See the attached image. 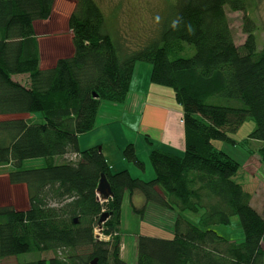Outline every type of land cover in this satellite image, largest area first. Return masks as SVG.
I'll return each instance as SVG.
<instances>
[{"label": "trees", "instance_id": "obj_1", "mask_svg": "<svg viewBox=\"0 0 264 264\" xmlns=\"http://www.w3.org/2000/svg\"><path fill=\"white\" fill-rule=\"evenodd\" d=\"M55 1L0 0V164L12 167L8 182L25 184L28 203L22 210L0 206V264H127L119 252L121 205L134 192L145 198L141 209L131 203L140 216L151 202L177 213L171 238L137 237L136 264H264V213L234 178L240 162L213 143L237 144L229 134L251 118L255 127L238 144L252 153L249 142L262 141L264 163V41L257 50L249 18L259 0H174L169 22L136 48L111 37L95 0H78L68 16L74 53L42 69L33 23L50 17ZM226 9L244 14L241 45ZM137 61L150 63L151 82L173 89L185 131L181 153L148 141L155 176L148 181L113 171L98 145L78 143V135L94 129L101 101L125 100ZM17 74L27 81L13 80ZM122 154L143 168L134 144ZM42 157L44 165L22 167L24 159ZM102 174L113 193L107 200L96 189ZM184 211L200 218L194 223ZM104 212L108 218L100 223ZM233 216L241 241L216 227ZM99 224L110 241L96 237ZM35 251L45 257L1 262Z\"/></svg>", "mask_w": 264, "mask_h": 264}, {"label": "rangeland", "instance_id": "obj_2", "mask_svg": "<svg viewBox=\"0 0 264 264\" xmlns=\"http://www.w3.org/2000/svg\"><path fill=\"white\" fill-rule=\"evenodd\" d=\"M78 0H56L54 3V10L50 15L51 25H48L47 31H52L51 34L45 35V39L54 34L63 33L65 34L66 43L69 44L70 33L68 29V16L75 10V6ZM98 6H100L103 15L105 16V28L110 33L111 37L116 40V42L123 48H136L145 42H149L155 38V35L158 33L160 28L164 26L165 22H169L172 18V9L174 5V0H95ZM228 22L230 23L231 32L233 34L234 43L241 45L242 42L247 37V34L243 31V12L240 11H230L227 10ZM159 18V19H157ZM249 18L251 19L254 32L256 35L257 50L262 48L264 41V0H259L256 6L249 10ZM40 21V20H37ZM40 23V22H37ZM44 28V27H43ZM42 28V30H43ZM52 29V30H51ZM59 30V31H58ZM58 31V32H57ZM65 31V32H63ZM56 32V33H55ZM54 33V34H53ZM51 40V37L48 38ZM48 40V42H49ZM49 46L56 49L58 44L50 42ZM192 53V51H191ZM133 73V84L127 93V101L125 104H110L107 101H101L98 113L100 116L99 120H102L103 114L106 112L109 114L110 118L117 119L122 122L125 127V136L129 135L132 138L137 134H148L151 133L152 137H157V133L163 132L164 125H155L153 123H148L146 125L139 122L140 115V104L143 99L152 100L153 102L161 103L166 106H175L176 101L174 99V91L169 86L165 87L163 85H155L153 89H147L149 83V74L151 71V65L149 62L137 61L135 63ZM135 83L138 86H133ZM147 90V93H146ZM146 93V94H145ZM136 100H133V98ZM212 102L215 103H225L224 100L214 99ZM235 103H237L235 101ZM239 104V103H238ZM39 120L41 116L38 114L35 115ZM147 127V129H145ZM255 122L253 119L248 118L245 122L233 133H230L229 136L236 141L242 142L248 136V134L254 129ZM141 128V130H137ZM94 137L104 138L98 131H95ZM214 145L223 149L229 153L233 158L240 162V167L237 170L235 180L243 183L244 189L250 192L253 195L252 204L254 208L259 213H264V163L260 160L258 154V148L263 144L254 145V141L249 142V146L252 147L254 152L249 153L247 157L248 162L245 164L244 159L241 157L246 156L245 146L236 145L235 149H232V146L227 141L213 140ZM143 157V155H141ZM143 159V158H141ZM146 162H149L148 158L144 157ZM131 162V161H129ZM46 163V160L42 158H31L24 159L22 167L31 168V167H40ZM132 163V162H131ZM131 167V166H130ZM260 167L261 169H259ZM12 167L0 164V206L1 205H13L18 209L24 207L27 204V192L25 184H12L8 182V172ZM140 174L143 172L140 168ZM250 172V173H249ZM247 173V174H246ZM143 176V173H142ZM146 181L149 179L142 178ZM12 203V204H11ZM131 203L137 209H141L139 198L135 195L132 200H129L127 197L122 202L121 205V231L120 239L123 237L124 241L127 242L128 250L131 252L129 256H126V260L131 264V259L133 255V244L136 246L135 233H146L147 235H156L158 237H171V233L166 230L159 231L153 230L150 228V225L157 223V221H166L165 218L158 217L153 214V212L144 213L145 217L141 218L138 212H133L131 209ZM251 203V202H250ZM251 204V205H252ZM252 205V206H253ZM175 212V211H174ZM169 215L171 213H168ZM159 215V213L157 214ZM177 213L175 212L174 219ZM200 212L190 213L184 211L183 216L189 217L194 223L198 221L200 217ZM108 218V216H107ZM106 218V219H107ZM161 219V220H157ZM2 219V218H1ZM169 221V218H168ZM174 224V223H173ZM100 226V224H99ZM218 232H229L231 237L237 241L243 240V230L239 224V219L237 216L231 218L230 224L217 225ZM117 234L116 232L113 235ZM121 234L123 235L121 237ZM105 235L103 238L104 241H110L111 234ZM121 245V243H120ZM46 253L40 252H24L21 254H15L14 256H6L3 260L8 261H25V260H35L41 257H45ZM52 253H48L47 256H51ZM53 256V255H52Z\"/></svg>", "mask_w": 264, "mask_h": 264}, {"label": "crops", "instance_id": "obj_3", "mask_svg": "<svg viewBox=\"0 0 264 264\" xmlns=\"http://www.w3.org/2000/svg\"><path fill=\"white\" fill-rule=\"evenodd\" d=\"M50 17H48L46 20H40V19H36V21H34L33 23V30H35V36H36V40L38 41V51H39V62H40V67L42 69H46L49 68L51 66H53L56 62L57 59L64 57H70L73 53V44H72V32L71 29H69L70 33L68 34V37H70V41L69 44L66 43L65 38V34H54V36H50L51 40H49L47 37V39H45V35L47 36L48 34H51L52 31H47L48 29V25H51ZM40 20V21H37ZM40 22V23H37ZM44 27V28H43ZM43 28V30H42ZM52 30V29H51ZM59 31V30H58ZM57 31V32H58ZM65 32V31H63ZM56 33V32H55ZM49 40V42H48ZM53 42L58 44V47L56 49L52 48V46H49V43ZM151 72V71H150ZM150 76V74H149ZM133 77V76H132ZM28 75L26 74H17V75H13L12 79L15 81H21L23 83H25L27 81ZM132 80V78H131ZM133 84V80L131 81L130 87ZM153 82H151V80H149V83L147 85V89H153L154 87ZM157 85V84H155ZM160 85V84H159ZM133 86H138L137 83H135ZM129 87V89H130ZM147 93V90H146ZM145 93V94H146ZM127 96L125 97V100L122 103H113L110 102V104H125V102H128L127 100ZM137 98L135 97V99L133 98V100H136ZM176 101V99H175ZM109 102V101H107ZM139 122L141 124H148V123H153L155 125H164L165 127H163V132H159L157 133V137H152L151 133L148 134H137L134 135L132 138H130L129 135L125 136V127L123 125L122 122L118 121L117 119H113L110 118L108 113H104L102 120H99V116L100 114L97 112V116L95 118V126L94 129L89 131V132H85L84 134H80L78 135V143H79V147H81L82 149L86 148V147H90V146H95L98 145L103 153V155L106 157L107 162L109 164V167H111V169L113 171H118L120 169H127L129 171V173L131 174V176L137 177V178H146V179H153L154 176V169L152 167L151 164H149L148 162H146L144 160V157L148 158L149 160V149H150V143H148L149 140H152L154 142H156L155 145H157V147L159 148H171V150L173 151H178L181 153V151L184 149L185 146V142H184V133L185 131L183 130V121L182 119V115H183V110L180 104L177 103L176 101V105L175 106H166L163 105L161 103H157V102H153L152 100L147 99H143L141 104H140V108H139ZM99 111V109H98ZM26 118H36L35 115L33 114H24L23 117ZM145 129H147V127H145ZM137 130H141V128L137 129ZM95 131H98V133H100L102 136H104V138H100V137H94V133H96ZM256 144H261L263 143L260 140H253ZM237 144L239 141H236ZM127 143H132L134 144V148H135V153L138 156V159L141 160L143 168H142V173L140 174V169L138 166H135L134 163L129 162V160L127 161L124 157V155L122 154L123 148L127 145ZM229 143V142H228ZM232 145L230 143V145L232 146V149L236 148V145ZM154 145V146H155ZM166 147V148H165ZM222 151H224L223 149H220ZM227 153V152H226ZM229 156H231L229 153H227ZM143 155V157L141 156ZM246 156L241 157L242 159H244L243 161H245V164L248 162V158L247 157L249 155L248 151H246ZM233 158V156H231ZM143 158V159H141ZM236 159V158H235ZM150 162V161H149ZM131 166V167H130ZM259 169H261L260 167H258ZM250 173V172H249ZM247 174V173H246ZM239 182V181H238ZM240 183V182H239ZM243 186V183H241ZM244 188V186H243ZM249 192V191H248ZM98 193V191H97ZM250 193V192H249ZM99 197L101 196L102 199H104L102 197V195H100L98 193ZM137 196V198H139V202L140 205H143L145 203V198H143L141 193L138 192H134L131 195L125 194L123 196V198L125 199V197H127L129 200L133 199L134 196ZM110 197V196H109ZM108 199V198H107ZM104 199V200H107ZM123 199V200H124ZM252 199H253V195L251 194V198H250V204H252ZM12 204V203H11ZM253 205V204H252ZM28 206V203L20 208L19 210L22 209H26ZM254 207V205H253ZM17 208V207H16ZM145 211L144 213L148 212H153L154 215L161 217V218H165V222L162 221L161 219L157 220H161L157 221V223H154L152 225H150V228L153 230H159L162 231L163 229L166 231H169L173 236V223H174V215L175 212L171 211L169 209H166L164 207H160L158 205H156L155 203L151 202V203H147L146 207H145ZM18 209V208H17ZM133 210V209H132ZM134 212V211H133ZM141 215V218L145 217V215ZM159 213V215H157ZM168 213H171L170 215ZM121 218V217H120ZM169 218V221H168ZM121 220V219H120ZM121 224H122V220H121ZM121 224H120V229L119 231L122 233L121 231ZM218 229V228H217ZM147 235L146 233H135V241L137 240V237L139 235ZM223 236L225 237H229L230 239H233L231 237V234L229 232H222L221 233ZM123 235L121 234V237ZM149 236H156V235H149ZM158 237V236H157ZM169 237V238H171ZM161 238V237H160ZM165 238V237H164ZM121 245H120V257L125 261V263L129 264L128 261L126 260V256H129V253H131L128 250L127 247V242L124 241L123 237L120 239ZM137 241H136V246L135 244H133V255H132V259H131V264H136V258H137Z\"/></svg>", "mask_w": 264, "mask_h": 264}, {"label": "water", "instance_id": "obj_4", "mask_svg": "<svg viewBox=\"0 0 264 264\" xmlns=\"http://www.w3.org/2000/svg\"><path fill=\"white\" fill-rule=\"evenodd\" d=\"M100 178L101 179H100L96 189H97L98 193L100 195H102V197L104 199H107L109 196H112L113 193H112V190L109 186V182H108L107 178H105V176L103 174L100 176ZM107 216H108V214L106 212L102 213L100 218H99L100 223L104 222V220L107 218ZM95 260L96 259H94L92 261V264H95Z\"/></svg>", "mask_w": 264, "mask_h": 264}, {"label": "clouds", "instance_id": "obj_5", "mask_svg": "<svg viewBox=\"0 0 264 264\" xmlns=\"http://www.w3.org/2000/svg\"><path fill=\"white\" fill-rule=\"evenodd\" d=\"M157 19H159V18H157ZM181 20H182V17H178L177 19L173 20V21L171 22V27H172L173 29L177 28V27L179 26ZM188 31H189V32L193 31V29L191 28L190 25L188 26Z\"/></svg>", "mask_w": 264, "mask_h": 264}, {"label": "built area", "instance_id": "obj_6", "mask_svg": "<svg viewBox=\"0 0 264 264\" xmlns=\"http://www.w3.org/2000/svg\"><path fill=\"white\" fill-rule=\"evenodd\" d=\"M96 237L99 239L105 238L104 233L102 232V226H97L94 230Z\"/></svg>", "mask_w": 264, "mask_h": 264}]
</instances>
